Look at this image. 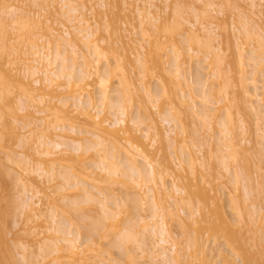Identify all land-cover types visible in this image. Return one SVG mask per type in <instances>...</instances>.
I'll list each match as a JSON object with an SVG mask.
<instances>
[{"label":"bare ground","instance_id":"6f19581e","mask_svg":"<svg viewBox=\"0 0 264 264\" xmlns=\"http://www.w3.org/2000/svg\"><path fill=\"white\" fill-rule=\"evenodd\" d=\"M16 1L18 5L10 1L3 7L0 24L4 25L5 21L8 24L9 21L12 26L20 25V28L16 26L18 32L20 30L17 32V39L22 38L20 41L25 38L23 35L29 36L19 47L7 45L0 39V109L5 106L7 92H19L15 108L12 105L13 109L10 108L13 110L12 122L3 121L0 110V127L13 135H20L19 128L26 129L28 135H16L17 147L22 152L7 159L14 170L17 197L20 199L18 208L25 213L23 225L26 226L24 233L28 240L18 245L22 264H139L138 258H132L133 254L136 255L135 250L140 252L139 256L148 258L149 264H264V231L261 232L260 223L255 226L260 217L264 220V215L256 214L259 219L255 220L253 214L258 209L251 200L257 194L264 199V165H261L264 161V156L261 157L264 154V50L259 51L260 46L257 45L248 51L242 47L241 41L238 44L245 37L251 43L264 37V22H259L258 15L260 8L264 7L261 3L264 0H242L249 6L244 19L251 20L254 26L245 22L231 23L237 49L235 56L231 47L227 48L226 55L221 56L211 44L217 29L215 16L221 12L214 0H197L205 4L204 22H200L193 12L192 21H186L184 17L178 24L179 21L174 19L179 12L174 11L172 23L179 25L178 29H183V22H187L189 27L178 32L174 24H171L173 27L167 26L161 31L163 42L158 36L161 24L157 23H166L163 17L166 12L161 6L165 4L168 7L167 0L163 4L161 0H139L144 5L132 7L135 12L132 16L135 17L130 16V11L125 13L124 10L120 15L122 11L115 9L118 13L115 11L114 16L133 22L135 18L138 28L133 24L134 32H131L126 30L127 25L122 29L121 24L113 30L116 38L112 39L118 40L124 48L131 44L133 36L139 37L134 38L138 49L143 50L142 43L148 44L145 60H142L140 51L136 52V75L140 78L146 75V80L151 77L156 81L168 79L161 84L162 87L159 85L158 92L148 85L136 84V69H133L127 52L116 51L112 47L116 41H109L106 45L103 35L99 34L100 28L86 18V14L93 11L99 14L105 7L103 0H30L34 7L46 13L45 16L39 11L30 13L19 7L26 0ZM120 1V5H116L118 0L115 5L111 4L112 11L122 4L128 10L131 3L138 0ZM54 3L57 9L53 8ZM100 13L103 14L102 11ZM20 16L26 17L21 23V19L17 21ZM60 17L69 26L60 22ZM58 24L60 29L56 27L57 30L55 26ZM156 26L158 30L155 32L153 28ZM8 27L11 26L4 28ZM31 27L36 28L35 31ZM103 28L106 33L108 27L103 25ZM108 30L111 36V28ZM200 32L209 44L206 42L203 57L198 56L194 48L195 44L203 45L198 41ZM126 39L131 41L128 46ZM163 52L168 61H162ZM3 56L9 57V61H2ZM224 59L227 62L224 63ZM223 64L227 65L224 67ZM194 65L195 77L191 72ZM201 69L208 74L206 79L199 74ZM209 78L213 82L208 86ZM257 78H262L259 85ZM186 88L193 92L188 90L187 95ZM241 95L246 96L245 101ZM211 96L213 100L208 99ZM196 97L204 103L201 107L196 106ZM134 98L138 102L132 108ZM164 101L169 105L166 108L162 107ZM37 104H41L43 109H36ZM245 108L246 112L249 110L247 115ZM30 110L36 115L48 111L53 125H47L41 117H33ZM23 112V115H18ZM240 113L248 119L250 114L253 115L251 121L246 119V123L254 122V132L259 137H255L258 139L256 142H251L249 136L244 137L247 129ZM108 115L111 119L106 117ZM28 116L33 119L18 120ZM183 134L184 140L179 141L177 137ZM30 136L35 137L33 141ZM163 136L172 148L169 158L162 152ZM194 139L198 145L192 143ZM158 142L161 154L157 157L159 148H153ZM246 143L247 147H241ZM212 144L220 147L216 149L219 151L217 157ZM202 146L212 151L210 154L207 150L213 160L220 159L217 167L223 170L221 178L227 176L233 190L243 182L246 203L239 200L236 193L233 196L236 204L234 201L232 206L238 208L236 224L228 217L223 195L216 192V186L212 187L211 181H201L202 176L196 174V165L205 171L214 168L204 161L206 157L203 159L204 155L200 153ZM238 148L252 157L253 166L248 162L247 165L251 166L256 177H249L252 173L249 166L239 171L244 175L246 168V176H242L236 168H229L230 163L223 162L228 158L233 163L237 162L236 152L241 151ZM222 152L227 156L220 157ZM117 183L125 186V195H118L121 189L117 193L116 188H111ZM254 191L256 196L251 194ZM237 197L239 199L236 200ZM248 199L250 204H247ZM237 204L243 206L241 211ZM90 212L95 214L92 216ZM122 213H128L127 221L124 214L123 218L120 217ZM130 214L135 216L133 220L129 218ZM254 220L257 222L251 224ZM0 224L1 241L5 240V229ZM233 225L240 227L236 229ZM248 228L253 229H250V235ZM111 237L114 244L116 241L119 243V249L126 256L123 263L105 257L108 251L103 249L104 241ZM218 237L226 250L216 242ZM210 238L216 243L210 245ZM0 243L3 246L4 241ZM217 245L219 247L215 248ZM130 247L135 253L130 251ZM2 254L0 264H11V254Z\"/></svg>","mask_w":264,"mask_h":264},{"label":"rangeland","instance_id":"374dc122","mask_svg":"<svg viewBox=\"0 0 264 264\" xmlns=\"http://www.w3.org/2000/svg\"><path fill=\"white\" fill-rule=\"evenodd\" d=\"M11 2L13 1L14 3H12V4H14V5H18L19 3H16L17 1L16 0H10ZM9 0L7 1L6 0V2H5V0H0V12L3 10V7L4 6H6V5H8V3L10 4L11 2H10ZM104 1V4H105V7L104 8H102L101 9V11H102V15H100L101 13V11H99V14H95V12L93 11V12H91V13H87L86 14V18L90 21V23H96L97 24V27L98 28H100V30L99 31H101V32H99V34H101V36L103 37V39L105 40V44L106 45H108V43H109V41H116V45H114V46H112L114 49H116V51H119L120 53L121 52H124V51H126L127 52V56L129 57V59H130V61L132 60V64H133V69L135 70L136 69V67L137 66H135L136 64H135V62H134V60L136 59V57H138V56H136V52L138 51H140L139 53H140V55H141V57H142V60H145V56H147L146 54H147V51H148V49H146L147 47L146 46H148V44L147 43H145V44H147V45H145L144 43H142V46H144L143 47V50L142 49H138V47H137V43L135 42V39L134 38H139L138 36H133L131 39L133 40L132 42L129 40L128 42H127V39H126V43H127V45L126 46H128V43H130L131 42V46L135 49V51H133L134 49H132V47L129 45L128 47L129 48H131V49H129L128 47H123V45H122V43H119V41L118 40H116V39H112V37L114 38H116V34L114 33V29H117V27H121V24L123 25L122 27V29H124V28H126V26L125 25H127V27L128 28H126V30H132V25L133 24H135L134 25V27H137L138 28V26H136V25H138L137 24V20L135 21V18H134V22H133V20L132 21H130L128 18H122V19H120L119 17L117 18V16H114V15H116V12L115 11H117V10H115V9H118V11H122L121 13L119 12V14L120 15H123L124 13V10H125V13H128V11H130L131 13H130V16H132V15H135V12H134V9L132 8L134 5H141V6H143L144 4H142L139 0L138 1H136V2H134V3H131L132 5H130V8H128V10H126L125 9V7L123 6V4H122V6L120 7V6H117V8H113V11H112V7H111V4L112 5H115V1H117V0H103ZM111 2V3H110ZM160 2V1H159ZM163 2H164V0H161V3L163 4ZM168 2V3H167ZM167 2H166V4L168 5V7H165L166 5L165 4H163L164 5V7H163V5L161 4V3H159V5L161 6V8H163V10H164V12H166L165 14H164V12H163V14H161V16L163 15V17L165 18V21H166V23H164V22H161V23H157V25H159V24H161V27H159V31L158 32H160V34H158V36H159V38H160V41L161 42H163L164 41V39L162 38V30L163 29H165L167 26L168 27H173L171 24H174L175 25V22L174 23H172L173 22V20L172 19H174L175 17V15H174V11H177V12H179V14H181V15H179L178 14V17H176L175 19H174V21H179V23L178 24H180V22L181 21H183L182 19L185 17V19H187L186 21H192V19H193V17H194V15L196 14L197 15V17H198V20L200 21V22H204V18H205V16H206V9H205V4H204V2L203 1H197V0H167ZM214 2L216 3V5H217V7L218 8H220V13L218 14V15H216L215 17V25L217 26V29L215 30V40L214 41H211V44L213 45V46H215L216 48H217V50H216V52H218L221 56H224V55H226V53L228 52V47H231V49L233 50V52H234V56L236 55V53H237V49H236V44H234L235 43V41H234V37H233V31H232V28H231V23L233 22V21H237V25L238 24H241V23H243V22H245V23H247L249 26H254V23L251 21V20H245L244 19V14H245V12L246 13H248V10H249V6L246 4V2L245 1H242V0H214ZM122 3L120 0H118V3H116V5L118 4V5H120V4ZM158 3V2H157ZM261 3L262 4H264V1H261ZM56 3H54V7L53 8H55V6H57V4L55 5ZM19 7H21L23 10H26V12L27 11H31L30 13H32L33 11L35 12H37V11H39V12H41L42 13V16H45L46 15V13L43 11V10H39V8L38 7H34V5H33V3L30 1V0H26L25 1V3L24 4H22V6H21V4H20V6ZM118 7H120V9L118 8ZM58 7H56L55 9H57ZM166 8V9H165ZM216 8V7H215ZM123 9V10H122ZM129 9H133V10H129ZM110 11H112V12H110ZM118 11H117V13H118ZM132 11H133V13H132ZM25 12V11H24ZM115 12V13H114ZM174 12V13H173ZM193 12H194V15H193ZM111 13H112V15H111ZM191 14H192V16H191ZM23 16H24V14H22ZM56 15V14H55ZM54 15V18H56V20L58 21V16L56 15L55 16ZM258 15L260 16V23H262V22H264V7H261L260 8V13H258ZM23 16H20V18H19V20L17 19V21H20V19H21V21L19 22V23H21V22H23L24 20H25V18L26 17H23ZM30 16V15H29ZM166 16V17H165ZM112 17H116V18H114L113 20L112 19H110V18ZM132 17H135V16H132ZM174 17V18H173ZM61 18V17H60ZM23 19V20H22ZM53 19V18H52ZM62 19V20H61ZM59 21L60 22H62L64 25H68L69 26V24H68V22H66V21H64V19L63 18H61ZM108 19H110V21L112 20L113 22H115V23H113V22H110ZM118 19V20H117ZM127 19V20H126ZM181 19V20H180ZM106 20L107 21H109L110 22V25L108 26L107 25V23H109V22H106ZM120 20H126V22L125 21H123V23H122V21H120ZM129 20V21H128ZM105 22V23H104ZM130 22H132V24L130 23ZM4 23V22H3ZM67 23V24H66ZM111 23L112 24H114V25H111ZM185 23V24H184ZM7 23H6V21H5V23H4V25H1L0 24V39H2V41L4 42L5 41V44H7L8 45V43L9 44H14V45H17L18 47H19V45H21L22 46V43L24 42H26V40L28 39L27 37L29 36L28 34L27 35H23V37H25L23 40H21L20 41V39H22V38H18L17 39V35H19V34H17V32H18V28H16V26L17 27H21L20 25H14V26H12V24L11 23H9V21H8V24L6 25ZM17 24H18V22H17ZM23 24V23H22ZM106 24V25H105ZM167 24H169V25H167ZM182 24H184L183 26V29H181V27L178 29V26H174V27H176V29H178L179 31L178 32H181L180 30H183L182 32H184V30H186L188 27H189V25L187 24V22H183ZM55 24H52V26H54ZM59 25V24H58ZM103 25L104 26H106V28L108 27V28H111V30H110V32L112 33L111 34V36H110V33H108L107 31H109L108 30V28L106 29V33H105V31H102L104 28H103ZM120 25V26H119ZM162 25H164V28H163V26ZM166 25V26H165ZM171 25V26H170ZM262 25H264V23H262ZM5 26H11L10 28L8 27V28H4ZM93 27L95 26V25H92ZM181 26V25H180ZM59 28L60 27V25L59 26H55V29H57V28ZM14 28V29H13ZM101 28H103V29H101ZM36 29V28H35ZM35 29H33V27H31V30H33V31H35ZM60 29V28H59ZM11 30V31H10ZM58 30V29H57ZM129 30V31H130ZM158 30V26H156L155 28H153V31H157ZM16 31V32H15ZM113 31V32H112ZM138 31V30H137ZM164 31V30H163ZM15 32V33H14ZM19 32H20V30H19ZM18 32V33H19ZM24 32V31H23ZM38 32H40L39 34H41V30L40 31H38ZM59 32V31H58ZM103 32V33H102ZM131 32H134V30H132ZM44 33V32H43ZM114 33V34H113ZM140 34V33H139ZM138 35V34H137ZM161 35V36H160ZM101 36H98V37H100V39H102V37ZM20 37V36H19ZM22 37V36H21ZM107 38L108 39V41L105 39V38ZM130 37H131V35H130ZM51 38V37H50ZM246 39H241V40H239L238 41V44L240 43V41H241V43L243 44V48L245 49V50H250V48H252L253 46H260V47H258V49H259V51L260 50H264V37H262V38H260V40H258V41H255V43H251L250 42V40L248 39V37H245ZM161 39H163V40H161ZM99 40V39H98ZM2 41H0V42H2ZM198 41H200L201 43H203V45H194L195 47V49L197 50V52H198V56H200V57H203V54H205L206 53V37L203 35V32H200L199 33V37H198ZM18 42V43H17ZM23 43V44H24ZM39 43H43V41L42 42H39ZM240 43V44H241ZM207 44H208V42H207ZM101 45H104V43H102ZM135 45V46H134ZM209 45V44H208ZM20 46V47H21ZM117 47V48H116ZM146 47V48H145ZM119 48V49H118ZM148 48H149V46H148ZM138 49V50H137ZM200 49V50H199ZM145 50H146V52H145ZM145 53H144V52ZM201 51V52H200ZM248 51L246 52V54L248 53ZM126 52H124V53H126ZM143 53V54H142ZM123 54V53H122ZM164 55H165V57H166V54H164V52H163V58H165L164 57ZM167 55H168V53H167ZM4 57V59H2V61L3 60H6V62H7V60L9 61V57H7V58H5V56H3ZM144 58V59H143ZM162 58V61L163 62H165V61H168L169 59H168V56H167V58H165V59H163ZM147 59V58H146ZM111 62H112V59L110 60ZM223 62L225 63V62H227L226 61V59H224L223 60ZM112 64H114V63H112ZM135 64V65H134ZM185 65V64H184ZM224 65H227V64H223V66ZM143 66H145V65H143ZM225 67V66H224ZM134 70L132 71L133 73H134ZM196 68H195V65L191 68V72H192V74H193V77H195V74H196ZM132 73V74H133ZM136 73H137V69L135 70V79L137 78V82H136V84H143V85H148V87L150 86L151 88H152V90H155V91H159L160 90V88L162 87L161 86V84L163 85V82H168V79H166V78H163L164 80H157L156 81V78H153V77H151V79H148L147 78V80H146V77H148V76H146L145 75V73H144V77L145 78H140V77H138V75H136ZM199 74L201 75V77L202 78H204V79H206L207 77H208V74H205V71H204V69H201L200 70V72H199ZM137 76V77H136ZM139 78V79H138ZM150 78V77H149ZM261 79L262 78H257V80H259V81H257V84L259 85V83H261L260 81H261ZM166 80V81H165ZM145 81H147V83L145 82ZM159 81V82H158ZM207 82H208V86H209V84H211L212 82H213V80L211 79V78H209L208 80H207ZM193 85L195 84L196 85V83H192ZM191 84V86L192 87H194L193 85ZM214 85L216 84V82L215 83H213ZM159 85L161 86V87H159ZM216 86V85H215ZM195 88H196V86H195ZM189 89H185V92H186V94L188 95L191 91L189 90V93L187 92ZM196 90V89H195ZM14 92H15V90H14ZM10 93V92H7L6 93V98H5V100H4V103H5V106H3L0 110H1V113L3 114V118H2V120L3 121H5V120H10V122L9 123H11L12 122V114H13V110H11V109H13V107L15 108V104H16V98H17V96H18V94H19V92L18 91H16V93ZM18 92V93H17ZM193 92V91H192ZM58 93V92H57ZM56 94V93H55ZM243 98L244 97H246L245 95H241ZM197 98V97H196ZM212 98H214L213 96H211V97H208V99L209 100H213ZM242 98V99H243ZM135 100H134V103H133V105H132V108H135V106L137 105V100H136V98H134ZM193 99H194V96H193ZM245 99L246 98H244V101H245ZM195 102H197L196 104V106L197 107H199V105H200V107H201V103L202 104H204L203 102H200L199 101V99L197 98V99H195L194 100ZM167 101H164V103H163V105H162V107H164V108H166V106H169V105H167L168 103H166ZM53 103V102H52ZM247 103V102H246ZM1 104V103H0ZM208 104H210V103H208ZM207 104V105H208ZM13 107H12V106ZM35 106H37V107H35L36 109L38 108V109H43V107H42V105L41 104H37V105H35ZM11 108V109H10ZM31 111V114L33 115V117H41V118H43L44 119V122L47 124V125H53V124H50V123H52L51 122V119H52V116L48 113V111H45L44 113H42L41 115H36L35 113H34V111L33 110H30ZM33 111V112H32ZM245 112V114L246 113H248L249 112V110L247 109V111L248 112H246V108H245V110H244ZM24 114V112L23 113H18V115L20 116V115H23ZM241 114V113H240ZM242 115V114H241ZM247 115V114H246ZM14 116V115H13ZM243 117H242V120L245 122V127H246V131H247V134L244 136L245 138H248V136H249V140H251V142L253 141V142H256L258 139H256L255 137H258V136H256L255 135V130H254V122H250L251 124H247L246 122V119H248V118H246V116H244V115H242ZM249 116V115H248ZM247 116V117H248ZM253 115L252 114H250V119H251V117H252ZM33 117L31 116H28V117H19L18 118V120H22V121H30V120H32L33 119ZM106 117H110L109 115L108 116H106ZM154 117H156V115H154ZM22 118V119H21ZM253 118V117H252ZM109 119H111V118H109ZM250 119H248V120H250ZM252 120V119H251ZM250 120V121H251ZM50 121V122H49ZM189 121V120H188ZM190 122V121H189ZM199 123V122H198ZM197 123V124H198ZM1 126V125H0ZM190 127H191V125H190ZM16 129V128H15ZM17 130V129H16ZM16 130H14V131H16ZM19 133H20V135L21 134H23V133H26V135H27V132H26V129L25 130H22L21 128H19L18 130H17ZM178 131V130H177ZM15 134L17 133V132H14ZM217 133V132H216ZM16 135H19V134H16ZM16 135H13L10 131H8L7 129H4V128H2V127H0V211L1 212H3V213H0V214H2L1 216L3 217H0L1 218V221H0V223H2V228L4 227V229L5 230H3V231H5L4 233V236H5V240H3V239H1V241H4V244H3V246H0V254H5V255H8V253H9V255L11 254V256H10V258H11V264H22V258H21V255L19 254V251H18V245H20L21 243H27V240H28V238H27V236L25 235V233H24V230L26 229V226H24L23 225V219H24V214H23V211L21 212V209H19L20 208V206H18V204L20 203V199L17 197L18 195H17V189H16V186H15V184H16V182H15V180H14V170L12 171V164H9V162H8V158L9 157H14V156H16L17 155V153L18 152H22V149H20V148H18L17 147V144H16ZM19 135V136H20ZM30 135H32V134H30ZM217 135V134H216ZM19 136H17V138L19 137ZM23 136H25L24 134H23ZM28 136V135H27ZM182 136H184V134L183 135H179L177 138L179 139V141H182V140H184V138L182 137ZM31 137V136H30ZM194 137V136H193ZM35 138V137H34ZM33 138V136L31 137V140L32 139H34ZM195 138V137H194ZM259 138V137H258ZM188 139V138H187ZM196 139V138H195ZM195 139H194V141H192V143H194L195 142ZM252 139H256L255 141L254 140H252ZM189 140H190V138H189ZM192 140H193V138H192ZM33 141V140H32ZM188 143V142H187ZM31 144H32V142H31ZM190 144V143H189ZM195 144H197V142H195L194 143V145ZM159 142L158 143H156L155 145H154V148L153 149H157V148H159ZM163 153L169 158L170 157V152H171V150H172V148H170L169 147V145H168V142L165 140V138H164V136H163ZM190 145H192V144H190ZM198 145V144H197ZM215 146V147H213V146ZM211 146L216 150L217 148H219L220 149V147H218L216 144H212ZM206 146V145H205ZM244 146H248V144L246 143V144H244V145H241V147H244ZM203 147L204 146H202V147H200L201 149V151H200V153H202L203 155H204V157H203V159L205 158V159H209V158H211V157H209V156H211V155H209V149L207 148H205L204 147V150H203ZM194 149L195 150H197V146H195L194 147ZM213 149V152H215V150ZM239 150H241V151H237L236 153H237V155H236V161L237 162H235V163H233V160L231 159L230 160V158H228L227 160L225 159V161H223L224 159H222V161L223 162H226L227 164H229L230 166H229V168H231V166L233 167V168H236L237 169V173L240 171V170H244V169H242L243 167H246L247 168V166H249V164L252 162L253 163V160H252V157L249 155V154H247V153H244V152H242V149H240V148H238ZM209 152H208V151ZM218 150V149H217ZM216 150V154H218L217 152H219V151H217ZM157 151V157L161 154L160 153V148L159 149H157L156 150ZM206 151V152H205ZM212 152V151H211ZM210 152V154H212ZM223 153V152H222ZM220 154V157L221 156H223L225 153H223V154ZM207 156H206V155ZM197 155H201V154H197ZM203 155H201V156H203ZM217 156H219V154L218 155H216V157ZM224 156H227V155H224ZM247 156V157H246ZM262 156H264V154H262L261 155V157ZM243 157H245V159H250L249 161H246ZM243 158V159H242ZM204 159V161L205 162H207L208 164H210L211 166L213 165L214 166V168L216 167V169L215 170H212V169H214V168H211V170L209 171H205V170H203L202 168H200L199 166H195V169H196V174L198 175V176H202V178H201V181H208V182H210L211 181V186L212 187H214V186H216V188H215V190L216 189H218L216 192L217 193H221V195H223L222 197V199H223V203H224V208L226 209V211H227V214H228V217L230 218V219H233V220H235L234 222V224H236V219L238 218L237 216V213H236V209H238V208H236V205H235V209H234V206H232L233 205V203H234V201H235V198H233V196H234V194L236 193L237 195H238V197L240 198H236V200L237 199H239V200H242V202H245L244 201V191H243V187H242V185H243V182H242V185H241V183L239 184V186L237 187V189L236 190H233V187H232V185L231 184H229V182H228V179L226 180V178H227V176H225V178H221L222 177V171L223 170H220L221 168L220 167H217V166H219V165H217L218 163L220 164V159L219 160H216L217 158H215V160H213L214 159V157L212 156V162H211V160L209 161V160H205ZM245 160V161H244ZM209 161V162H208ZM235 161V160H234ZM243 161L244 162H246V165L244 166V164L245 163H243ZM211 162V163H210ZM247 162L249 163L248 165H247ZM213 163V164H212ZM237 163V164H236ZM250 164L251 166H253V164ZM262 164L261 165H264V161H262L261 162ZM207 164V165H208ZM236 164V165H235ZM243 164V165H242ZM210 166V167H211ZM212 166V167H213ZM251 166H249V168H251ZM11 167V168H10ZM219 168V169H218ZM233 168H232V170H233ZM246 168H245V173L243 172V174L245 175L246 174ZM262 168H264V167H262ZM14 169V168H13ZM208 169H210L209 167H208ZM252 169V168H251ZM217 170H218V172H217ZM221 172H220V171ZM250 170V169H249ZM249 170H247V171H249ZM216 171V172H215ZM236 171V170H235ZM250 171H252V173H250V176L249 177H251V176H255L254 174V171H253V169L252 170H250ZM212 172V173H211ZM210 173V174H209ZM214 173V174H213ZM217 173V174H216ZM221 173V176L220 175H218V174H220ZM239 173H241V172H239ZM238 173V174H239ZM249 173V172H248ZM254 173V174H253ZM216 174V175H215ZM211 175H213V176H211ZM240 175H242V173L240 174ZM244 175H242V176H244ZM218 176H220V178L218 177ZM224 176V175H223ZM241 176V177H242ZM246 176V175H245ZM12 177V178H11ZM214 177V178H213ZM219 178L218 180H217V178ZM256 177V176H255ZM254 177V178H255ZM216 178V179H215ZM251 178H253V177H251ZM212 179H213V181H212ZM247 180V179H246ZM227 181V182H226ZM169 182V181H168ZM253 182V181H252ZM199 183V182H198ZM201 183V182H200ZM249 184L251 185L252 183H250L249 182ZM115 185V184H114ZM114 185H111V188H116L115 189V191L118 193L119 192V190L121 189V191L123 192V191H125L123 194H122V192H120V193H118V195H125V193H127V189L125 188V186L123 185H121V184H116L115 186ZM122 187H121V186ZM200 185V184H199ZM214 185V186H213ZM253 185H255V183H253ZM113 186V187H112ZM126 189V190H123V189ZM253 189H254V187H252ZM109 190V189H108ZM107 190V191H108ZM250 190L251 191H253L251 188H250ZM256 190V189H255ZM219 191V192H218ZM130 193H131V191H130ZM255 193H257L256 191H254V193L252 192L251 194H252V196H254L253 194H255ZM232 196V197H231ZM255 196H256V194H255ZM235 197V196H234ZM260 197V198H259ZM230 198H233L234 200H232L231 199V201H233L232 203H231V201H229L230 200ZM250 198V197H249ZM255 199V200H254ZM254 199L251 197V200H253V204H254V207L255 208H257L258 209V212L257 213H254L253 214V217L254 218H256V214H258L259 215V213H260V215L259 216H262V215H264V199H262V196L260 195V194H257V196H256V198L254 197ZM237 203L239 204V201H237ZM246 203V202H245ZM251 203V201L248 199V201H247V204H250ZM235 204H236V201H235ZM238 204H237V207H240V209H239V211H241V207H243V206H238ZM242 205H244L243 203H241ZM182 206V205H181ZM181 206H179V207H181ZM19 207V208H18ZM183 208H185L184 206H182ZM122 209V208H121ZM20 210V211H19ZM185 210V209H184ZM245 210H246V208H245ZM245 210H243V212L245 211ZM186 212H187V209L185 210ZM58 213H60L59 211H57ZM131 214H132V209H131ZM134 212V211H133ZM256 212V211H255ZM91 213V212H90ZM89 213V214H90ZM136 213V212H135ZM180 213V212H179ZM21 214V215H20ZM23 214V215H22ZM95 213H93V215H94ZM123 214L124 213H122L121 215H120V217H124L125 216V220L128 218V213H126V215L124 214V216H123ZM131 214L129 215V218H131V220H133L134 219V217L133 216H131ZM134 214V213H133ZM67 215H69V214H67ZM91 215H92V213H91ZM92 215V216H93ZM70 216V215H69ZM2 219H3V221H4V223L2 222ZM123 219V220H124ZM258 219H259V217L257 216V218L255 219V220H257L258 221ZM243 220H246V218L245 219H243ZM248 220V219H247ZM252 221V223L251 224H253L254 222H257V221ZM260 221L262 220V218L260 217V219H259ZM127 221V220H126ZM239 221V220H238ZM257 222V224L255 225V226H258V224L259 225H261V227H262V230H261V232L262 231H264V220H262L261 222ZM124 223H125V221H123ZM242 223V222H241ZM244 223V222H243ZM246 223V222H245ZM239 224H240V222H239ZM250 224V226H252ZM255 224V223H254ZM244 225H246V224H241V226L243 227ZM0 226H1V224H0ZM254 226V225H253ZM252 226V228H254ZM240 226H238V228H239ZM246 227H247V225H246ZM174 228H175V226H174ZM233 228H236V229H238L235 225H233ZM245 228V227H244ZM258 228V227H257ZM177 228H175V230H176ZM243 229V228H242ZM242 229H239V230H242ZM246 229V228H245ZM250 229L251 228H248V232L250 231ZM255 230H256V227L254 228ZM244 230V229H243ZM251 230H253V229H251ZM254 230V231H255ZM246 231V230H245ZM250 232H252V231H250ZM250 232H249V234L248 235H250ZM85 232H83V234H84ZM244 233H246V232H244ZM262 233H264V232H262ZM89 234V233H88ZM86 236H87V233L85 234ZM85 235H84V237H85ZM245 235V237H246V235H247V233L246 234H244ZM205 238V237H204ZM248 238V237H247ZM109 239V240H108ZM108 239H106L105 241H106V243H105V241H104V247L105 248H103L105 251H108V253H106L105 255V257H107V258H110V260L112 259H116V261H119L120 260V262L121 263H123L124 262V258L126 257H124V253H122L121 251L122 250H120L119 249V243L116 241V243L114 244V238L113 237H111V238H108ZM112 239V240H111ZM180 240H181V238H179ZM214 239V238H213ZM212 239L210 238L209 239V244L210 245H213L212 243H216V242H218L219 243V245H220V247H222V249H225V247H224V245H221V243H222V241H221V238L220 237H218V241L216 240V242L215 241H211ZM0 241V242H1ZM113 241V242H112ZM110 242L111 243H113V244H110ZM3 243V242H2ZM118 243V244H117ZM148 243H150V241L148 242ZM217 243V244H218ZM1 244V243H0ZM119 245V246H118ZM132 246V244L130 245V244H127V246ZM215 245V244H214ZM215 248L216 247H219L218 245L217 246H214ZM224 247V248H223ZM131 249H130V251L132 250L133 251V247H130ZM108 249V250H107ZM117 249V250H116ZM221 249V248H220ZM217 250V249H216ZM226 250V249H225ZM5 251L7 252V254L5 253ZM136 251V255L134 256V254H133V252H132V258L133 257H135V258H138V263L139 264H149L148 262V258H146V257H144V258H146V259H144L142 256H139L140 254V252L139 251H137V250H135ZM119 252V253H118ZM3 254H2V256H3ZM122 254V255H121ZM136 256H138V257H136ZM143 256H145V255H143ZM10 258H9V260H10ZM111 260V261H112ZM126 260H128V259H126ZM218 260H220L219 258H218ZM217 260V261H218ZM113 261H115V260H113ZM123 261V262H122ZM136 261V260H135ZM220 264V263H219Z\"/></svg>","mask_w":264,"mask_h":264}]
</instances>
